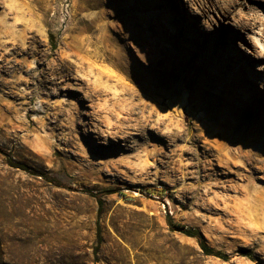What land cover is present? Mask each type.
<instances>
[{
  "label": "rangeland",
  "instance_id": "374dc122",
  "mask_svg": "<svg viewBox=\"0 0 264 264\" xmlns=\"http://www.w3.org/2000/svg\"><path fill=\"white\" fill-rule=\"evenodd\" d=\"M216 2L0 0V264H264V7Z\"/></svg>",
  "mask_w": 264,
  "mask_h": 264
},
{
  "label": "bare ground",
  "instance_id": "6f19581e",
  "mask_svg": "<svg viewBox=\"0 0 264 264\" xmlns=\"http://www.w3.org/2000/svg\"><path fill=\"white\" fill-rule=\"evenodd\" d=\"M207 2H208V10H215V9H217V11L222 15V18L224 19V21H226V22H229L231 19H237V16H236V14H235V8L234 7H228V8H225V7H219L220 5L219 4H217V2H216V0H207ZM233 3H234V5H247L248 7H251L254 11H255V13H254V16L256 17V18H258V11L260 10V8L261 7H264V0H233ZM190 17V21L191 22H193V21H198L197 20V18L196 17H194V16H189ZM255 17H253L252 19L254 20V22H245L244 20H242V19H238V21H239V26H240V28H249V27H253V25H254V23L256 22V20H255ZM102 29V28H101ZM104 29V28H103ZM225 29H228L226 26L223 28V30H225ZM115 34H116V32H115ZM126 37V36H125ZM125 37L123 38V37H120V35H118L117 34V36H116V39L119 41H114V42H112L111 41V39H112V37L110 36L109 38L105 35L104 36V40L106 41V42H108V44L106 45V47L104 48V51H102V47L100 48L101 49V53L100 52H98L99 50L96 48V50H98L97 52H96V50H95V52L97 53V54H102V55H104L106 58H109V59H112V60H114L115 61V63L117 64V65H120L121 67H123V68H125L127 71H131L130 70V65H131V63H129L128 61H126L125 59H127V58H125V59H122V57H121V55H119V50H118V46L120 45V44H122V45H126L127 44V42H126V40H125ZM199 37V36H198ZM132 40V39H131ZM101 41V40H100ZM93 42V41H92ZM135 42V41H134ZM118 43H120V44H118ZM96 44V43H95ZM94 44V45H95ZM99 44V43H98ZM132 44V43H131ZM179 44V43H178ZM109 45H111V47H113V48H111V47H109ZM133 46V45H132ZM128 47V46H127ZM92 48H93V46H92ZM115 48H117V49H115ZM147 48V47H146ZM72 49L74 50L73 52H75L76 54H78L79 53V51H80V49H83V47L81 46V45H79V46H72ZM129 49V48H128ZM131 49V48H130ZM92 50V49H91ZM91 50H89L88 48H86V51H87V54H85L84 56H83V58H84V60H85V62L89 65V68H91V70H95V69H97L98 70V68L95 66V64H94V62H93V60H92V57H94V56H96V54L94 53V52H92ZM94 51V50H93ZM123 51H125V50H123ZM131 52H134V51H131ZM133 54V53H132ZM80 56V55H79ZM98 56H100V55H98ZM127 57H128V55H126ZM95 58V57H94ZM101 58H102V56H101ZM135 58V57H134ZM97 60V59H96ZM104 60V59H103ZM131 60V59H130ZM137 61V60H136ZM107 63V62H106ZM106 68V67H105ZM104 68V69H105ZM109 69V68H108ZM115 68H111V73L113 72L112 70H114ZM153 69V68H152ZM115 70H117V69H115ZM107 71V70H106ZM144 71V70H143ZM101 72V71H100ZM155 72V71H154ZM101 73H103L104 74V72H101ZM135 73V72H134ZM115 74V73H114ZM119 74V73H118ZM110 79H112L113 77H114V75H112V74H108L107 75ZM137 76V75H136ZM183 76V75H182ZM138 78H140V80H142V82L144 83V84H146V85H148V86H150V87H153V88H155V89H159V88H161V89H163V88H166V89H169V85L166 87V86H162L161 85V83L159 82V81H155L154 80V76L153 75H151L150 73L148 74V73H146V75H142V77H139V76H137ZM116 79H118V78H116ZM116 79H114V80H116ZM123 80V78H119L118 79V83H120L119 81H122ZM158 80V79H157ZM123 83H125V82H123ZM131 86V85H130ZM179 86V85H178ZM132 88V87H131ZM107 91V90H106ZM165 92H166V90H165ZM105 95H104V97H103V100L106 102V103H108L109 105H110V103H111V100H112V96H110V94L108 93V92H105L104 93ZM118 93H116L115 95H117ZM258 94V93H257ZM157 101H155V103H156ZM199 102H201V101H199ZM155 105V104H154ZM159 105V104H158ZM156 106H157V104H156ZM162 106V105H161ZM180 106V105H179ZM200 106V105H199ZM160 108V107H159ZM158 108V109H159ZM163 108V107H162ZM181 108V107H180ZM183 108V107H182ZM175 109V108H174ZM163 110H164V108H163ZM169 110V109H168ZM180 110H182V109H180ZM184 110V109H183ZM156 111V110H155ZM154 111V112H155ZM159 111V110H158ZM158 111L156 112V113H158ZM170 111V110H169ZM206 111V110H205ZM154 112H152V115H154ZM160 112H162V111H160ZM200 112H202V111H200ZM170 114H171V112H169ZM202 114V113H201ZM158 115V114H157ZM163 115V114H162ZM195 115V114H194ZM199 115V114H198ZM170 116V115H169ZM157 117V116H156ZM165 117H167V115L165 116ZM230 119V118H229ZM233 119V118H232ZM201 122H203V121H201ZM207 123V122H206ZM199 124H201V123H199ZM218 124V123H217ZM198 127V126H197ZM214 128V127H213ZM203 129V128H202ZM216 129V128H215ZM230 129V128H229ZM246 130V129H245ZM215 131H217V130H215ZM255 132V131H254ZM207 135V134H206ZM223 136H222V139L220 140V143L221 144H219L220 146H221V148L222 149H224L225 147H223V143H224V141H228V139H229V134L228 133H225V134H222ZM209 136H211V135H209ZM209 136H208V138H209ZM207 138V139H208ZM227 143V142H226ZM228 145H229V143H228ZM227 145V146H228ZM219 146V147H220ZM217 147V146H216ZM218 147V148H219ZM221 148H219V150L221 149ZM226 149H228V147L226 148ZM250 194V193H249ZM251 196V195H250ZM39 223H41V222H39ZM41 227H42V225H41ZM36 242H38L37 240H36Z\"/></svg>",
  "mask_w": 264,
  "mask_h": 264
},
{
  "label": "trees",
  "instance_id": "16d2710c",
  "mask_svg": "<svg viewBox=\"0 0 264 264\" xmlns=\"http://www.w3.org/2000/svg\"><path fill=\"white\" fill-rule=\"evenodd\" d=\"M7 161L9 163V165H11L13 167L20 168V169L26 170V171H30L26 165L15 161L10 155H7ZM90 193H91V195L95 196L97 198V201H98V220L96 223L97 224V245L95 247V252L97 253L99 251V247H100V244L102 242V228H101V224H100V218H101V215H102L103 210H104L103 195L105 193H108V191H104V192H93V191H91ZM160 194L164 195L165 193L160 192ZM162 197H164V196H162ZM166 222H167L168 227L172 231H179V232L183 233L184 235H187L189 237L196 239V241L198 242L202 252L205 255L216 256V257H219L221 259H227L228 258V255L226 253H224L221 250H218L215 247H212L209 245V243L207 242V239H206L205 235L203 234V232L201 231V229L194 227V226H188V225L176 222L170 213H168L166 216ZM242 254L248 256L252 260L255 259V256L253 255V253L247 249H242Z\"/></svg>",
  "mask_w": 264,
  "mask_h": 264
}]
</instances>
